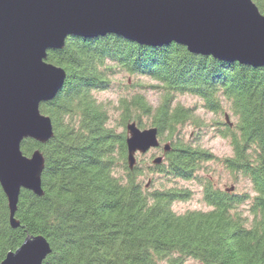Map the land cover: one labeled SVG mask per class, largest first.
Instances as JSON below:
<instances>
[{"label":"trees","instance_id":"1","mask_svg":"<svg viewBox=\"0 0 264 264\" xmlns=\"http://www.w3.org/2000/svg\"><path fill=\"white\" fill-rule=\"evenodd\" d=\"M253 1L264 13V0ZM45 61L66 71L56 95L40 104L53 136L21 143L24 154L40 149L45 158L43 193L21 190L19 225L13 227L0 185V263L28 235L41 234L51 247L42 264H264V66L193 54L175 42L142 45L116 34L68 36L62 48L47 51ZM118 72L154 79L150 87L159 92L156 105L140 91L119 98L121 131L94 95L108 89ZM180 94L201 98L215 114L229 104L233 124L225 121L226 112L224 121L213 123L230 141L231 155L215 156L180 136L187 124L204 126L193 107L174 102ZM142 117L157 128L161 144L152 149L161 154L147 164L136 154L130 168L126 124L136 121L143 129ZM211 160L220 161L233 182L246 178L250 189L214 187L199 174ZM154 173L203 183L208 209L177 213L173 203L191 198V190L154 186Z\"/></svg>","mask_w":264,"mask_h":264},{"label":"water","instance_id":"2","mask_svg":"<svg viewBox=\"0 0 264 264\" xmlns=\"http://www.w3.org/2000/svg\"><path fill=\"white\" fill-rule=\"evenodd\" d=\"M106 34L150 46L175 42L193 54L264 66V13L253 0H0V185L13 227L21 190L43 193L45 158L40 149L24 154L21 143L51 139L52 122L40 104L66 78L64 68L45 61L47 51L62 48L68 36ZM225 120L230 123L227 114ZM126 131L132 168L136 154L161 143L154 126L131 121ZM50 252L45 236L28 235L0 264H42Z\"/></svg>","mask_w":264,"mask_h":264},{"label":"rangeland","instance_id":"3","mask_svg":"<svg viewBox=\"0 0 264 264\" xmlns=\"http://www.w3.org/2000/svg\"><path fill=\"white\" fill-rule=\"evenodd\" d=\"M113 80V84L108 89L96 92L94 91V95L99 102L104 103L109 108V123L113 126H116L118 131H121L122 127L118 124L120 111H118L116 108L119 98L122 95H129L133 94L135 91H140L146 95L147 99L153 105H156L159 100V92L154 87H150V85L156 84V81L147 76L135 74L129 75L124 72H118L113 76ZM135 82L142 83L143 87L138 88L137 86H133ZM174 102L180 103L187 107H193L194 115L197 116L204 125L202 129H199L193 125L187 124L180 130V136L183 137L184 140L189 139L192 144L208 149L215 156L221 158L232 154V146L230 141L228 138H224L219 134L215 123H213L214 120L224 121L223 113L226 112L231 123L230 125L233 124L235 117L230 111L229 104L227 102H224L223 105L225 109L218 114L207 111L203 107L202 99L191 94L177 95ZM141 119L146 125L145 127H148V119L145 117H142ZM159 154H161L160 150L155 148L148 150V152L145 154H139L137 157L138 159H142L144 163L147 164L152 161L154 156H158ZM205 165H207L206 168H203L199 174L206 175V177L209 176L208 178L214 187L224 189L226 187L233 186V191L236 192H242L246 189H250L248 180L242 176L239 177L238 181L233 182L231 172L220 161H207ZM148 173L151 174L150 172ZM152 176L156 178V183L154 186L163 184L164 187L178 186L186 187L191 190V198L173 203L172 207L177 213H183L187 210L208 209V206L203 201V183H199L198 181H184L181 179H167L162 175L155 173ZM142 178L145 181L148 180L147 176H142ZM242 208L245 214H247V207L243 206ZM187 263L198 264V262H195L194 260H188Z\"/></svg>","mask_w":264,"mask_h":264},{"label":"flooded vegetation","instance_id":"4","mask_svg":"<svg viewBox=\"0 0 264 264\" xmlns=\"http://www.w3.org/2000/svg\"><path fill=\"white\" fill-rule=\"evenodd\" d=\"M230 188V187H229Z\"/></svg>","mask_w":264,"mask_h":264}]
</instances>
